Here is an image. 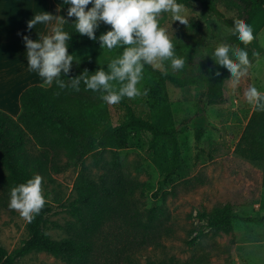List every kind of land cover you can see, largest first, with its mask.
<instances>
[{"label": "trees", "instance_id": "obj_1", "mask_svg": "<svg viewBox=\"0 0 264 264\" xmlns=\"http://www.w3.org/2000/svg\"><path fill=\"white\" fill-rule=\"evenodd\" d=\"M54 1L68 20V24L63 25L71 35L68 54L77 57L70 74H62V79L67 82V79L79 76L85 69L90 75L99 68L107 70V64L117 58L123 49H101L97 41L79 35L71 26L75 18L67 17L69 5H65L63 0ZM226 1L231 4L233 16L226 17L216 7L214 0H177V3L186 7L201 4L203 10L217 15L228 29L233 27L235 19L244 20L253 28V42L245 48L230 33L223 42L245 48L246 51L249 47H256L258 33L264 27V0ZM91 7V4L88 5V8ZM109 30L110 26L101 24L95 32L97 40ZM172 42L176 55L185 58V64H189L194 73L179 78L168 71L145 65L143 77L144 89H148V116L137 114L124 99L119 103L121 112L113 111L111 105L99 99V93L86 91L83 84L76 92L71 88L60 90L55 83L52 86L33 85L26 88L20 96L21 111L17 118L0 111V189L4 193L10 195L11 188L38 174L43 178L46 200V185L54 181V175L77 172L75 198L67 206L72 219L64 227L65 236L54 239L47 233L46 224L52 206L46 201L39 215L31 222L27 220L26 237L17 247L8 251L0 242V264H17L19 259L36 253L52 255L62 264H90L98 239L108 224L121 222L129 229L149 231L165 214L161 206L139 211L134 196L138 191L143 194L144 184L124 175L118 152L128 148L132 132L137 131L147 138L149 150L163 152L166 163L164 176L176 174L181 167V151L166 83L185 88L193 86L198 91L193 123L195 139L199 140L208 124L205 106L227 100L224 81L229 73L212 60L215 47H208L205 53L196 54L193 45L173 39ZM217 71L219 76L215 75ZM107 152L112 153V160L102 164ZM234 153L261 167V185L264 188V113L252 107L234 146ZM89 157L95 166L103 169L97 181L87 173L85 160ZM153 196L156 198L157 194ZM235 207L233 201H227L210 210H198L193 217L201 228L191 244L207 233L217 236L232 232ZM145 264L178 263L150 260Z\"/></svg>", "mask_w": 264, "mask_h": 264}, {"label": "rangeland", "instance_id": "obj_2", "mask_svg": "<svg viewBox=\"0 0 264 264\" xmlns=\"http://www.w3.org/2000/svg\"><path fill=\"white\" fill-rule=\"evenodd\" d=\"M226 17L234 15L226 0H214ZM189 23L174 21L170 13L161 15L160 26L173 40L194 46V53H205L216 47L229 34L220 18L203 10L199 3L186 7L182 13ZM63 18L65 15L63 13ZM260 53V59L252 56ZM252 67L248 75L233 87L228 73L224 87L227 100L220 104H207L204 114L207 127L199 140L195 139L194 114L197 111L198 91L166 83V90L180 144L181 167L176 174L164 176L166 166L162 151L148 148L147 138L133 131L127 149L118 152L122 171L128 179L144 184L143 194L138 191L135 202L139 211L161 206L165 214L149 231L129 229L121 222L104 227L90 264H145L150 260H172L178 264H264V188L261 185V167L251 164L234 153V146L251 113L244 96L245 90L255 86L264 92V27L258 33L257 46L249 47ZM181 78L194 73L189 64L173 71L165 61L163 68ZM144 77L138 87L144 90ZM140 116H148L147 97L123 98ZM120 104L111 105L120 111ZM112 153L104 161L112 160ZM87 173L99 180L103 169L85 160ZM77 172L54 175L46 185V201L52 206L48 215L47 233L54 239L65 236L64 227L72 218L67 206L75 198L74 183ZM157 194L155 198L153 195ZM10 195L0 189V242L12 251L26 237L27 220L8 207ZM233 201V230L229 234L212 236L207 233L191 244L201 225L193 216L198 210H210L220 203ZM144 221V220H143ZM17 264H62L47 253L31 254Z\"/></svg>", "mask_w": 264, "mask_h": 264}, {"label": "clouds", "instance_id": "obj_3", "mask_svg": "<svg viewBox=\"0 0 264 264\" xmlns=\"http://www.w3.org/2000/svg\"><path fill=\"white\" fill-rule=\"evenodd\" d=\"M63 3L69 5L67 17L75 18L71 26L79 35L97 41L101 49L111 51L121 48L123 51L107 64V70L99 68L90 75L85 69L66 82L62 77L70 74L77 58L68 54L71 35L63 28L68 20L46 12L35 14L27 21V30L34 29L38 24L56 21L50 33L40 36L39 40L23 36L28 70L36 72L44 86L55 83L60 90L71 88L79 92L83 84L86 91L99 93V99L105 104L116 105L125 97L134 99L148 95V89L141 91L138 87L143 80L145 65L163 68L164 62L170 61L173 71L184 68L185 58L176 55L172 39L160 26L163 13H170L174 21L188 25V19L182 15L186 6L177 3V0H63ZM90 4L92 7L88 8ZM101 24L110 26L111 30L101 34L97 40L95 32ZM228 32L236 36L245 48L255 39L253 28L242 19H235ZM245 48L222 42L214 48L211 56L216 65L230 73L231 78L227 82L233 87L239 85L252 67ZM252 56L259 61V52L253 51ZM215 75L220 73L217 71ZM244 96L255 111L264 113V92L250 86ZM42 181L43 178L36 174L27 182L11 188L9 209L31 222L46 204Z\"/></svg>", "mask_w": 264, "mask_h": 264}, {"label": "crops", "instance_id": "obj_4", "mask_svg": "<svg viewBox=\"0 0 264 264\" xmlns=\"http://www.w3.org/2000/svg\"><path fill=\"white\" fill-rule=\"evenodd\" d=\"M42 12L63 15L54 0H0V111L13 118L21 111V93L33 85L44 86L38 74L28 70L23 41L25 35L33 41L39 40L56 24L53 20L27 30V21Z\"/></svg>", "mask_w": 264, "mask_h": 264}]
</instances>
